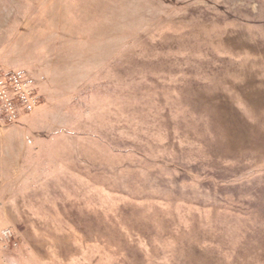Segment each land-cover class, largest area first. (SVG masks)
Masks as SVG:
<instances>
[{
	"label": "rangeland",
	"instance_id": "obj_1",
	"mask_svg": "<svg viewBox=\"0 0 264 264\" xmlns=\"http://www.w3.org/2000/svg\"><path fill=\"white\" fill-rule=\"evenodd\" d=\"M0 71V264H264V0H0Z\"/></svg>",
	"mask_w": 264,
	"mask_h": 264
},
{
	"label": "built area",
	"instance_id": "obj_2",
	"mask_svg": "<svg viewBox=\"0 0 264 264\" xmlns=\"http://www.w3.org/2000/svg\"><path fill=\"white\" fill-rule=\"evenodd\" d=\"M8 89V90H7ZM11 90V91H10ZM13 96V98H11ZM0 100H5L4 108L9 113V123L14 121L12 111L16 100L25 112H31L37 105V98L33 96L24 76L17 73L4 74L0 71Z\"/></svg>",
	"mask_w": 264,
	"mask_h": 264
}]
</instances>
